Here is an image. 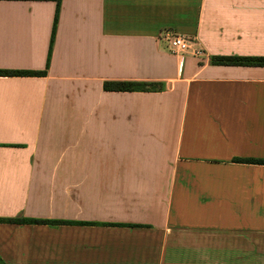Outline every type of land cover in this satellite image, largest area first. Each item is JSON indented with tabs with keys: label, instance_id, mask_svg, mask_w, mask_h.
<instances>
[{
	"label": "crops",
	"instance_id": "crops-1",
	"mask_svg": "<svg viewBox=\"0 0 264 264\" xmlns=\"http://www.w3.org/2000/svg\"><path fill=\"white\" fill-rule=\"evenodd\" d=\"M59 1L0 0V264H264V0Z\"/></svg>",
	"mask_w": 264,
	"mask_h": 264
},
{
	"label": "trees",
	"instance_id": "trees-1",
	"mask_svg": "<svg viewBox=\"0 0 264 264\" xmlns=\"http://www.w3.org/2000/svg\"><path fill=\"white\" fill-rule=\"evenodd\" d=\"M59 0H56L57 8L54 17V24L52 28V33L50 37L49 49L53 43L54 32L57 22L58 6ZM212 65L217 66H246V67H264V57H239V56H229V57H212L210 59ZM48 64V62H47ZM44 72H14V71H0V76H42ZM103 89L109 92H131V91H140V92H151V91H160L162 89L161 84L156 83H146V82H104ZM232 162L241 163V164H257L264 165V159H251V158H233ZM13 223H22L30 222L34 220L26 219H11L9 220Z\"/></svg>",
	"mask_w": 264,
	"mask_h": 264
},
{
	"label": "built area",
	"instance_id": "built-area-1",
	"mask_svg": "<svg viewBox=\"0 0 264 264\" xmlns=\"http://www.w3.org/2000/svg\"><path fill=\"white\" fill-rule=\"evenodd\" d=\"M194 45H196V43L191 38L183 35H173L168 38L169 52L177 57L180 62H182L184 57L189 53L194 57L202 56V51L193 48Z\"/></svg>",
	"mask_w": 264,
	"mask_h": 264
}]
</instances>
